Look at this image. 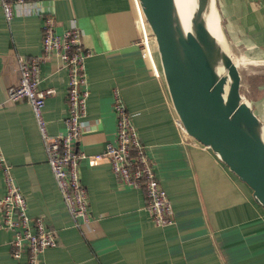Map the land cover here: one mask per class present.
I'll list each match as a JSON object with an SVG mask.
<instances>
[{
  "label": "crops",
  "instance_id": "obj_1",
  "mask_svg": "<svg viewBox=\"0 0 264 264\" xmlns=\"http://www.w3.org/2000/svg\"><path fill=\"white\" fill-rule=\"evenodd\" d=\"M136 1L37 0L41 13L55 17L57 34L75 24L92 52L86 62L89 109L78 150L96 156L115 141L118 92L171 200L175 221L165 227L153 223L142 191L121 184L107 160L88 158L80 162V176L88 191L90 221L76 227L48 165L31 106L26 100H7V90L20 82L21 60L42 54L41 19L18 12L8 22L0 4V143L29 215L43 217L56 230L58 245L45 251L43 261L264 264V209L209 148L182 134L164 77L143 54ZM217 1L221 13L233 10L234 48L246 51L264 70V0ZM257 77L253 90L249 78ZM68 83L62 61L50 56L39 88L54 90L44 109L52 136L66 132ZM243 83L264 122V73L248 74ZM5 194L0 170V198ZM1 224L0 210V264H20L11 256L14 233Z\"/></svg>",
  "mask_w": 264,
  "mask_h": 264
},
{
  "label": "built area",
  "instance_id": "obj_2",
  "mask_svg": "<svg viewBox=\"0 0 264 264\" xmlns=\"http://www.w3.org/2000/svg\"><path fill=\"white\" fill-rule=\"evenodd\" d=\"M0 4L8 22L18 12L24 16L36 15L41 19L42 54L21 60L20 82L7 90V100L13 103L26 100L31 106L48 165L69 214L76 220V227L90 221L88 191L80 176V162L87 158L94 163L107 160L121 184L142 191L146 209L157 227L173 224L175 220L171 200L157 177L155 162L141 141L132 116L118 92L115 93L113 106L117 121L115 141L108 143L104 153L96 156H88L78 150L89 109L90 81L86 62L92 53L83 43L82 31L74 24L64 34H57L55 17L41 13L37 0H0ZM136 8L142 31L143 54L160 75L150 35L137 1ZM52 55L60 58L69 80L66 132L58 136L49 133L44 115L46 101L54 94V90L39 88L42 66ZM176 122L183 134L182 123L178 119ZM0 170L6 186V194L0 198L1 227L14 233L10 242L11 256L21 261L20 264H45V251L58 245L56 230L48 226L43 217L32 218L29 215L27 199L16 183L1 143Z\"/></svg>",
  "mask_w": 264,
  "mask_h": 264
},
{
  "label": "water",
  "instance_id": "obj_3",
  "mask_svg": "<svg viewBox=\"0 0 264 264\" xmlns=\"http://www.w3.org/2000/svg\"><path fill=\"white\" fill-rule=\"evenodd\" d=\"M137 3L184 137L209 148L264 209V122L230 57L218 1L199 0L189 22L182 0Z\"/></svg>",
  "mask_w": 264,
  "mask_h": 264
},
{
  "label": "rangeland",
  "instance_id": "obj_4",
  "mask_svg": "<svg viewBox=\"0 0 264 264\" xmlns=\"http://www.w3.org/2000/svg\"><path fill=\"white\" fill-rule=\"evenodd\" d=\"M232 11L233 10H230L229 13H221V19L223 23L222 26L224 28L228 41L231 45V46L229 45L230 53L234 57L235 64L237 63L236 62L237 58H241V57L245 58V61H246L245 66H241L239 70H240L243 80H246V77L248 74L259 75V74L264 73V70L262 69L263 67H261V64H259V62H254L255 59L250 58L249 54L247 55L246 51H244L243 53L242 50L239 51L234 48V13ZM256 79H259V78L258 77L249 78V83L253 90H254L253 81Z\"/></svg>",
  "mask_w": 264,
  "mask_h": 264
},
{
  "label": "bare ground",
  "instance_id": "obj_5",
  "mask_svg": "<svg viewBox=\"0 0 264 264\" xmlns=\"http://www.w3.org/2000/svg\"><path fill=\"white\" fill-rule=\"evenodd\" d=\"M199 6H200L199 5V0H182V11L184 13V17H185L186 21L189 22V18H190V16H191L192 13L193 14H196V13L199 12ZM229 54H230L231 59L234 62V57L230 53V48H229ZM236 62H237L236 65H237L238 69L241 66H245V63H246L244 57L237 58Z\"/></svg>",
  "mask_w": 264,
  "mask_h": 264
}]
</instances>
